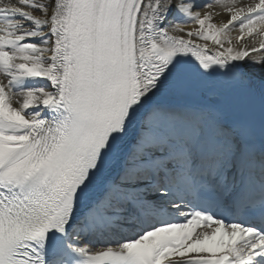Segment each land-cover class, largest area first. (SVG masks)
<instances>
[{
  "label": "snow or ice",
  "instance_id": "1",
  "mask_svg": "<svg viewBox=\"0 0 264 264\" xmlns=\"http://www.w3.org/2000/svg\"><path fill=\"white\" fill-rule=\"evenodd\" d=\"M0 264H264V0H0Z\"/></svg>",
  "mask_w": 264,
  "mask_h": 264
}]
</instances>
